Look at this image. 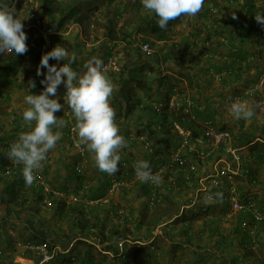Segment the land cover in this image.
Listing matches in <instances>:
<instances>
[{"label":"trees","instance_id":"obj_1","mask_svg":"<svg viewBox=\"0 0 264 264\" xmlns=\"http://www.w3.org/2000/svg\"><path fill=\"white\" fill-rule=\"evenodd\" d=\"M95 1L96 4L94 3L93 9H97L101 3V0ZM238 1L239 0H227L229 6H237L240 8L241 3L236 5ZM107 2L109 5L111 4L110 0H107ZM138 7L143 8L142 3L138 4L137 9H139ZM211 9H213L212 5L210 8H204L203 6L202 11L198 13V15L201 22L204 23L205 29L203 30L202 28V32L199 33L193 31L188 32L189 34H186L187 36L183 38L184 43L182 49L183 52L188 53L187 56L194 57L197 71L201 73L205 72L209 75V79L205 82L206 86L202 88V91H213L210 92L206 98L208 99L209 97L211 99H208L211 101L210 103H204L205 106L200 107L196 105V102L190 97L185 98V105L188 106L189 111H192L189 112L190 115L188 114L189 117H187L186 115L174 116L172 113L167 112V94L163 96L161 92H159L160 94L158 95L163 96L164 100L159 101V97L153 102L148 101L149 95L145 96V100H142L139 95L131 93L130 91H126L124 94H117L116 91V95L113 96V99H116L120 106L115 117L117 125H119L118 122H122V118L125 115L131 114L132 111H134L133 108H135L139 115L146 117V122H152L156 128L164 133V137L168 142L170 134L169 132L166 133V128L171 127V135L174 136L176 142L172 141L168 143V145L178 148L183 140L186 139L187 145L182 149V152H179V158L182 164L171 162V154L169 155V152L164 150L165 148H162L161 156L158 161H156L154 155L148 152L145 159L149 161L153 173L155 172V174H159L162 177V183L159 186L151 182L142 183L137 178H134L131 186L129 185L125 188V186L121 184L125 182L124 176L127 178L126 180L130 181L135 174L132 175L130 169H125L124 162H119V171L114 175H108L99 170L100 174H103V177L99 178V181L106 184L107 189L97 193L94 187H89L87 191L81 195L74 193V199L68 202L66 201V195V197H61V192L64 191L63 193H65L68 191L66 190L68 188L61 187L58 188V190H53L50 182H48L50 179L48 180L46 177H44V180L41 178V182H38L36 179L31 186H26L22 175L23 165L14 164L7 156L10 145L18 139L19 133L30 130L23 120V112L19 107L22 104L21 99L18 98L16 106H12L10 97L16 93L10 95L9 90L12 88H20L19 85L23 82L25 92L23 99L26 95H38L42 92V88L39 85L40 82L35 80L37 82L35 83L33 81L34 78L31 80L28 77L29 69L26 65L24 68L22 66L26 61H31V55H36L41 49H46L49 37L41 36L36 38L35 36H31V34L33 32L37 34V31L34 29L24 30L27 36L26 44L28 46V51L22 55L6 53L5 57L2 58V66L0 67V101L3 102L0 103V210L4 213L12 210L10 214L12 215L13 213L15 215H12L13 218L15 217V221L19 223L29 221L30 225H32L35 230L43 229L44 231V236H42L44 238L41 239L34 236L30 240L22 241L23 244L44 243L46 249L50 251L53 245L48 242L52 240H55L58 246L63 247L69 244L73 246L81 243V240H75L79 237H89L97 239L100 244L107 243L109 248L114 249L115 252L118 251L116 245L117 240L123 241L121 244L123 249L126 248V243H128L129 240L133 241V237L138 240H143L144 243L151 241V243L154 244L157 240L153 235L154 228L170 220L171 217L178 213L181 207L190 206L189 209H191V211L187 209V213L190 215L185 216L186 213L183 211L180 216L181 222H184L181 229L173 230L174 228L170 227V224L164 225V229H167V232L165 231L161 234L164 238L168 236L170 240L169 235L176 231H181L186 237V240H193L194 236L198 240L202 236H205L206 240H212L214 243H218L219 248L225 249V247L228 246L230 249H233L237 247L240 251H243L244 254L242 257H240L239 254L234 256V261H239L242 264L246 261L248 264H264V255L256 254V249L253 250L252 248V246L256 245L259 250H264V242L261 240L264 223L255 224L250 214L244 213L241 215H232L226 225L227 227H225L222 225L220 219H216L213 216H215V209L220 206L221 212H227L229 204L227 199H223L222 201L217 200L209 205L202 206L201 202L204 203V198H200L197 203L194 202L191 206L193 192L196 189H200L204 183L201 182L202 175L197 174V166L201 164L199 160L202 158L196 152L198 150H195V147H193L190 152H187V149L190 144H194L201 135L203 136L205 134L206 129H211L215 133L226 132L230 137L232 148L239 149L241 147H246L247 151L245 156L247 162L244 165L249 170L247 176L250 181L248 182L246 180L245 182L249 185L253 184V182L256 185L260 184V180L256 174V167L258 169L259 166H264V131L261 134V138L255 136L252 132V129L256 126L254 120L260 115L259 108H255V115L248 122L233 117L232 122L236 125L230 129L225 128L224 123L217 127V122L222 121V115L220 114L224 113L225 110L222 109L220 104H215L214 102L215 94L221 96L223 100L225 99L224 95L229 94L226 101L229 99L232 100L234 96H238L239 100L242 101L245 99L252 106L259 105L261 107L264 102V92L261 90L264 86V80L261 85H259L258 82L263 75L264 69V57L262 56L264 54V25L258 23L255 19V15L261 14L262 12L258 11V9L251 4L249 6H242L243 11L239 10L238 12L241 14L243 13L245 16H240L241 22H238L237 27H233V21L227 23L224 21V27L220 28V30L224 29L219 33L216 28L219 26L221 27L223 20H219L220 12L217 11V8L214 13ZM115 10L118 12L119 9L115 8ZM77 11L78 8L72 6L65 12L62 8L60 10L56 8L51 0H43L40 13L42 16L47 17L50 23L53 24L55 18L54 14L57 13L59 20L56 23V29L57 31H64V23L74 19ZM223 15L224 14H222V16ZM179 19L170 21L166 29H161L157 21H150L148 16H145L143 21L149 27V33L152 34L154 41L166 42L171 39V37L182 36V33L179 35V33H172L170 30L174 25L179 23ZM85 20H87L86 17H80L76 21L77 23H83ZM211 24L214 25L215 29L209 26ZM126 26L131 30L129 27L131 25L129 23H125V27ZM106 30V37L109 42H125L129 49L132 45H135L133 51L137 52V54H139L140 44L146 42L149 43V45L151 44L146 36L141 37L138 41L134 40L133 37L136 33L131 31L128 33L126 28L121 36H118L111 19L108 20ZM139 31H141V28L136 30V32ZM173 46L176 47V45ZM103 52V59L106 61L111 57V48L106 46ZM77 54L78 53H76V55ZM28 56L29 59L27 58ZM79 59H81L80 56L70 65L78 74H80L79 71L81 70V68H79ZM141 68L139 62L122 66V70L119 73L121 74L120 81L125 78H129L136 82L138 81L139 88L142 89L146 95L150 91L149 87H151V80L148 78L146 71L142 72ZM40 70L43 74L44 70ZM20 71L26 72V76H24L23 80L17 81L16 75ZM251 71H253V73H250ZM213 72L215 73L213 74ZM106 74L108 75V73ZM212 76L218 77L216 80L217 86L211 83L212 78L210 77ZM30 82L35 83L34 88L30 87ZM5 88L7 92L3 90ZM240 88V91L237 90ZM156 105H158V107ZM159 108L163 110L161 111ZM56 114L58 113H54V115ZM61 119L63 118L61 117ZM197 119L209 124V126L204 127L202 134L199 131V126L193 124ZM146 122V129L148 133L152 135L154 129L152 130ZM21 125L22 128H20ZM177 126L180 128L179 132L177 130L178 128H176ZM119 134L130 143L131 139L128 132L120 129ZM64 137L70 139L67 132L64 133ZM205 138L208 139L207 136ZM160 140L161 139L156 140V143ZM163 142H165L164 139ZM206 142L205 140V143ZM142 145L143 144H141V147L144 148L145 151H148L149 146L146 147ZM207 145L208 147L205 153H207L206 157L208 162H211L213 157L218 154L230 160V155L223 150L222 146L215 149L211 145ZM177 148H174L173 151H176ZM197 148L199 149L198 145ZM203 156L202 154V157ZM47 163L48 159L43 162L42 168H45ZM129 167H132V165L130 164ZM77 171L78 169L71 168L70 180H80V176L78 175L79 171ZM209 172H211V170H209ZM209 172L207 171L204 174L207 175ZM36 175L40 174L37 172ZM236 177L237 176H235V178ZM114 179L117 181V184L112 183V181H115ZM45 187L48 189L50 188L48 192H45ZM110 187L112 188L111 191H114L117 187L124 197L127 194H132L131 200H128L120 209L115 208L112 202H108L107 204L102 203L101 198L107 194ZM217 187L218 186L215 185L213 186V188L216 189ZM144 197L145 199H143ZM135 198H137V202L133 204ZM109 199L111 198H107L108 201ZM139 199L146 200L143 204L145 209L144 214L149 209L154 211L151 216L147 217V221H143L140 216L142 209L137 205ZM197 199L198 198H196V200ZM164 204L171 205V210L166 212L162 207ZM177 205H179L178 208ZM40 212H52V219L56 218L60 223L57 224L53 222L51 224L48 220H43L44 225L42 222V226H40L39 219H41V217L38 216ZM134 212L138 213V215L134 216ZM187 217H190V219H187L188 221L186 220ZM245 219H248L250 222L249 229L243 222ZM195 220H206L208 223V231L204 227L201 229L198 227L197 230L192 228V224H194ZM110 222L111 224L109 225ZM58 228L61 229L63 238L58 237L56 232H54ZM141 230H144V232ZM2 231L4 237L7 240H11L8 230H4V228L1 227L0 232L2 233ZM146 245V247L143 245L144 247L141 246L139 249L145 253V258H147V260H151L149 258H152L154 250L152 246ZM26 251L27 257H33L31 256L32 251L30 249ZM114 254L118 255V253ZM117 257H119V260L124 264H131L130 260L133 262V258H129L125 253H121ZM0 260H4L2 255L0 256ZM135 260L141 263L139 258H135ZM85 261L88 264H95L91 259H86ZM12 264H17V260H12Z\"/></svg>","mask_w":264,"mask_h":264},{"label":"rangeland","instance_id":"obj_2","mask_svg":"<svg viewBox=\"0 0 264 264\" xmlns=\"http://www.w3.org/2000/svg\"><path fill=\"white\" fill-rule=\"evenodd\" d=\"M32 1L41 12L43 0ZM51 1L53 2V5L56 6V8H59V10L62 8L63 10H65V12H67L68 8H71L73 6L77 7L78 11L74 16V19L64 23V31H57L56 29L57 33L55 35L46 36L49 37L47 40L48 46H46L47 50L41 49L36 55H31V61H26L22 66L24 68L26 65L29 69L28 77L31 80H33L34 78L33 81L35 83H37V80L40 82L39 85L41 86L42 91L44 90V85L41 83V81L45 79L47 69L41 68L44 70V73L42 75H37V69L40 66L41 58L44 54L51 51L56 45L60 44L61 47L66 49V51L69 53V56L65 58V61L50 59L49 64L56 65L57 68L61 67L64 63H68V60L71 58V56L76 55V53L78 54L75 57L79 58L80 56L81 58L79 59V68H81L79 73L81 75L85 71L84 65L91 58L97 57L103 61L104 70L106 73H108L109 78L115 85V90L112 94V97L110 98V104L115 109L116 114L120 108L116 99H113V96L116 95V91L117 94H124L126 91H130L131 93L139 95L142 100H145V96L149 95V102H153L159 97L160 98L158 100L162 101L164 100V94H167L166 97L168 100L166 101V110L167 112L172 113L174 116L186 115L187 117H189V112L191 110L189 111L188 106L185 105V98L190 97L196 102L195 104L200 107H204V103L211 102V99L209 97L208 99L210 100L206 98L207 95L213 91H202V88L206 86L205 82H207V79H209V75H207L205 72L201 73L197 71L194 57H189L187 56L188 53L182 51L184 43L183 38L187 36L186 34H189L188 32L193 31L199 33L202 32V28L203 30L205 29L204 23L201 22L198 14L194 17L181 16L179 19V23H177L170 29L172 33H179V35H181L182 33V36H177L174 38L171 37V39L167 40L166 42H156L153 40L152 34L149 33V27L143 21V19L145 16H148L150 21H157L158 17L155 13L149 12L144 7H138L139 9H137L138 4L142 3L141 0H110V5L108 4L107 0H101V3L97 7V9H93V5L96 4L95 0ZM208 5H212V8H217V11L219 12L223 11L222 5L220 4V2H218V0H205L204 8H210V6ZM115 8L119 9L118 12L115 10ZM54 15V24H52L56 28V23L59 20V16H57V13ZM80 17H86L87 20H85L83 23H77L76 20ZM19 18L22 19L20 14ZM110 19L113 21L115 32H117L118 36H121L125 28L127 29L128 33H130V31L136 33L133 37L134 40L138 41V39H141V37L146 36V38L151 42L150 55H145L141 50H139V54H137V52L133 51L135 45H132V47H130L129 49L125 42H109L106 37V28L108 26V20ZM125 23H129L131 25L129 26L131 30L127 26L125 27ZM139 28H141V31L136 32V30H138ZM31 36L39 38L45 35H43L42 32L37 31V34L33 32ZM173 45H176V47ZM106 46L111 48L112 54L108 60L104 61L103 49ZM262 56L264 57V54ZM27 58L29 59V56ZM134 62H139V65L142 67V72L146 71L148 78H150L151 80V87H149L150 91L146 95L145 92L139 88V85L137 83L138 81L136 82L129 78H125L120 81L121 74L119 73L122 70V66L126 64L131 65ZM214 73L215 72H213V74ZM250 73H253V71H251ZM24 76H26V72L20 71L16 75L17 81L23 80ZM210 78H212L211 83L217 86L216 80L218 77L212 76ZM263 80L264 69L263 75L258 82ZM20 84V88H12L13 90L10 89L9 94L12 95L16 93L12 96V106H16L19 98L21 99L22 103L19 107L21 108L23 106V110H25L28 105L23 99L25 93L24 83L21 82ZM6 88L3 90L7 92ZM237 90L240 91L241 88ZM261 90L264 92V86ZM159 92H161V94L163 93V96L158 95L160 94ZM65 94L66 88L64 84H61L57 89L56 96L50 97L58 98L59 103H61V105L63 106L62 109L57 112L58 114H56V116L58 115V119H61L62 117L66 122V126L62 129H53L54 131H61L62 137L57 142L55 148L50 150L47 154L48 163L46 164L45 168H42V170L38 171V174L42 176L43 180L44 177H46L48 180L50 179L48 182H50L53 190H58V188L61 187L68 188L66 189L68 191H66L65 193H63L64 191L61 192V197L67 196L66 201L68 202L74 199V193H76L77 195H81L86 192L87 188L89 187H94L95 191L99 193L102 190L107 189V185L99 181V178L103 177V174H100L98 167L95 165L93 159L94 154L88 152L86 148H83L82 150V148H78L76 146L78 141V134L74 130L76 121L70 106L63 99ZM228 95L229 94L224 95V100L218 94L214 95L215 104H220L222 109L225 110L224 113L220 114L222 115V121L217 122L216 125L217 127H219L224 123L225 128L231 129L236 124H233L232 122L233 116L230 115L229 108L235 100L239 99V97L234 96L232 100L229 99L230 101H226ZM242 101L246 100L243 99ZM0 103L3 102L0 101ZM156 106L158 107V105ZM258 108L260 110V115L257 116V118L254 120L256 126L254 127V129H252V132L255 136L261 138V134L264 131V102L262 103L261 107ZM159 109L161 111L163 110L161 108ZM133 110L135 112L132 111L131 114L125 115L122 118V122H118L119 129H123L130 135V143H128L127 147L121 149L119 154L121 155L120 162H124L125 169H130L132 175L135 174V169L133 167L135 162L142 159L146 160L145 158L148 152L149 154L151 153L152 155H154L156 161H158L161 156L162 148H165L164 150L168 151L169 155L171 154V157L176 152H182L183 147L181 145L184 146V143H181L178 148L168 145V143L172 141L176 142L174 136L171 135V127L166 128V133L169 132L170 134V139L168 142L161 130L156 128V126H154L152 122H146V117L139 115L137 109L133 108ZM145 122L150 126L152 130L154 129L152 135L148 133ZM193 124L199 126V131L201 134L204 130V127L209 126L208 123L202 122L200 119L195 120ZM176 128L179 127L177 126ZM137 131L139 134L137 133ZM66 132L68 133L70 139H66L64 137V133ZM203 136L201 135L199 138V140L202 139L204 141L203 144H198V142L195 141L196 143L194 145L195 149L205 156V158L203 156V158L199 160V163L201 162V164L197 163V174L204 176L205 172L216 169L218 174L224 175L226 179L225 173L228 172V170H231V165L225 164L220 161L219 156L224 157L220 154L214 156L211 162H208L205 152L208 147L207 144L211 145V141ZM159 139L161 140L156 143V140ZM163 139L165 140V142H163ZM205 140L207 141V144L205 143ZM230 142L231 141L229 139L228 146L232 147ZM141 144L149 146L148 151H145V149L141 147ZM197 145L199 149L197 148ZM211 146H214L213 142ZM174 148H177L176 151H173ZM240 151L246 153L245 151L247 150L246 148H241ZM224 159L226 160V158ZM130 164L132 165V167H129ZM72 167L76 170L78 169L79 172H77L80 176L79 181H73L69 179ZM256 170L257 177L260 180V184L258 185L257 190L259 194L253 195L251 194L253 193V191H248V193H245L244 195H247L250 192V198L254 201V205L259 210H261V208L264 209V166H259L258 169L256 167ZM134 178H136V175H134V177H132V179H130L129 181L126 180L127 178L124 176L125 182L121 184H123L125 188H127L129 185L131 186ZM239 178L240 177H236L234 182L238 194L246 190L244 189L242 184H239ZM37 180H39V178ZM213 180L214 179H212V182H204V186H201L200 190L196 189L193 192L192 200L194 201L196 200V198H198L196 201H194L195 203H197L200 198H204L209 192H217L216 188H213V186L215 185V181L219 179L216 178L215 181ZM116 182V180L112 181V183L114 184H117ZM49 189L46 187L45 192H48ZM111 190L112 188L110 187V190L107 191V194L103 198H101L102 203L107 204L108 202H112V204L115 205V208L120 209L126 204L128 200H131L132 198V194H127L125 197L122 196L120 190L117 187L114 191ZM107 198L111 199H109L108 201ZM143 199H145V197ZM135 202H137V198H135L133 204H135ZM145 202L146 200L139 199L137 203L138 207L142 209L140 216L143 221H147V217L151 216V214L154 213V211L149 209L144 214L145 209L143 204ZM201 205L204 206L205 204L201 202ZM162 207L164 208V210H166V212L171 210V205L169 204H164L162 205ZM178 207L179 205H177V208ZM189 210L191 211V209ZM52 214V212H40L38 215L42 219H39L40 226H42L43 220H48L51 224L53 222L59 224L60 222L56 218L52 219ZM218 214H220V211ZM223 214H225V212L221 215ZM0 215L3 217L2 214ZM12 215L14 214L12 213ZM137 215L138 213L134 212V216ZM228 216H230V212H227V217ZM195 221L194 226L196 227L195 230H197L199 226L196 225ZM243 222L249 229V220L245 219L243 220ZM110 224L111 222L109 223V225ZM1 227L4 228V230H8V233L11 236V240H7L4 237L3 231L2 233L0 232V254L4 259L0 260V264H12V260L15 259L17 260V264H88L85 261L86 259H91V261L95 264H124L119 260V257H117L121 253H125L129 258H133V262L130 260L131 264H242L239 261H234V256H237V254H239V256L242 257V255L244 254L243 251H240L237 247L233 249H230L228 246H226L225 249H222L221 247L219 248L218 243H214V241L212 240H206L205 236H202L198 240L195 236L193 237V240H186V237L182 234L181 231H176L170 234L169 240L168 236L164 238L161 235L165 231L167 232V229H164L165 226L160 227V225L156 226L153 230V235L157 239L156 242L153 244L151 243V241H147L146 243L149 246H152L154 250L152 258H149L151 260H147V258H145V253L139 249L141 246L144 245L146 247L147 245L144 244L143 240H138L134 237L133 241L129 240V242L126 243L127 245L125 249H123V246H121L123 241L117 240V252H115L114 249H110L107 243L100 244L97 239L89 237H79L75 240H81V243L75 244L73 246L72 244H69L63 247L58 246L55 240H52L48 242L53 245V247L49 251L46 249L44 243H28L27 245L22 243V241L30 240L34 236H37L41 239L44 238L42 237L44 236L43 229L35 230L33 226L30 225L29 221H26L25 223L16 222V224L13 223L12 226L11 223L9 225H3L0 222V228ZM141 231L144 232V230ZM54 232H56V235H58V237L63 238L61 229L58 228ZM261 240L262 242H264V229H262ZM211 241L212 243L210 244ZM252 248L253 250L256 249V254L264 255V250H259L256 245L252 246ZM27 249H30L32 251L31 256L33 257L26 256ZM44 250L47 252V254L52 255L49 259H42ZM114 253H118V255H115ZM135 258H139L141 263L137 262ZM244 264H248V262L246 261L244 262Z\"/></svg>","mask_w":264,"mask_h":264},{"label":"clouds","instance_id":"obj_3","mask_svg":"<svg viewBox=\"0 0 264 264\" xmlns=\"http://www.w3.org/2000/svg\"><path fill=\"white\" fill-rule=\"evenodd\" d=\"M141 2L146 10L156 14L158 26L166 29L170 21L179 19L181 16H196L202 11L205 0H141ZM233 18L235 19V16ZM255 19L264 25V13L255 15ZM23 28V19L16 15L14 0L13 2L0 0V53L22 55L28 51L27 36ZM68 56L69 53L60 44L44 54L37 69V75L42 74L41 68L47 69L45 79L41 81L44 90L38 95L29 94L24 98L28 107L22 115L30 130L19 133L18 139L10 145L7 156L14 164L23 165L22 175L26 186H31L38 179L36 173L42 170L47 154L55 148L62 137L61 131L53 129H62L66 126L63 119H58L54 115L63 106L58 98H50L56 96L61 84H64L66 88L63 99L70 106L76 121L74 129L78 134L76 146L82 150L86 148L88 152L94 154L95 165L101 172L108 175L116 174L121 160L120 150L128 146V142L119 134L120 129L115 120L116 112L110 104L115 85L106 74L103 61L97 57L91 58L84 65L86 71L82 75L70 66L76 60L75 55H72L68 63H64L59 68L49 64L50 59L65 61ZM30 87L34 88L35 83L30 82ZM258 107L260 106H252L247 101L237 99L231 104L229 113L235 119L250 121L255 115V108ZM196 152L203 158L201 152ZM220 158L226 157L219 156ZM134 169L137 179L142 183L151 182L157 186L162 183V177L153 173L149 161L138 160L134 164ZM209 174H213V170L207 175ZM236 176L240 177L239 184L242 183L246 189L240 193V196L248 191L257 192L258 185L254 182L251 185L245 182L250 181L247 174L245 177ZM218 179L222 182L223 188L218 186L217 192H209L204 197L205 205L215 200L222 201L223 195L229 191L225 176L222 175ZM233 179L235 182V176ZM235 190L237 192L236 187ZM192 201L191 206L195 200L193 203ZM185 207L189 209L190 206ZM227 212L229 213L228 207Z\"/></svg>","mask_w":264,"mask_h":264},{"label":"built area","instance_id":"obj_4","mask_svg":"<svg viewBox=\"0 0 264 264\" xmlns=\"http://www.w3.org/2000/svg\"><path fill=\"white\" fill-rule=\"evenodd\" d=\"M9 2H13V0H9ZM14 5L16 9V15L19 17V14L21 15L23 19V25L24 28L23 30H28V29H34L35 31L42 32L43 35L45 36H52L57 33L55 26L50 23L47 17L42 16L39 9L37 6L33 3L32 0H14ZM212 12H215V8L211 9ZM140 50L142 53L145 55H150L151 50H150V45L149 43H142L139 45ZM6 53H0V67L2 66V58H4ZM263 81L259 82V85H261ZM73 130V129H72ZM179 130V128H178ZM180 131V130H179ZM208 137L210 141L213 142V147L216 149L219 146L223 147V150H225L229 155H230V160H225L224 158H220L219 160L222 161L225 164L232 165L234 167L231 168V170H228V172L225 173L226 175V185L229 187V191L223 195V199H227L229 204H228V210L230 212V215H241V214H247L249 213L251 218L254 220L255 224L256 223H264V209L261 208L259 210L255 205L254 201L250 198L251 194L258 195V192H254L247 195L240 196L235 190V183L233 177L236 175H241V176H246L248 173L247 167L244 165L247 160H246V153H242L239 149L232 148L229 145V135L226 132H220V133H215L211 129H206L204 137ZM198 144H203V140H196ZM195 142V143H196ZM211 142V145H212ZM184 146L181 145L183 148L187 145V140L184 139L183 142ZM194 144H190L188 147V151H192ZM171 162H176L179 164H182V161L179 158V152H176L170 157ZM230 162V163H228ZM214 169V168H213ZM222 176L221 174H218L217 170H213V174H209L203 178H201V182H212L215 181L216 178H220ZM39 180L38 182H41V177L38 176ZM137 178V177H136ZM187 178V176H186ZM200 182V183H201ZM221 181L217 180L215 181V186H220ZM204 186V184L202 185ZM221 187V186H220ZM201 189V188H200ZM199 189V190H200ZM46 190V187L44 188ZM52 255L47 254V252L44 250L43 251V258L42 259H49Z\"/></svg>","mask_w":264,"mask_h":264},{"label":"crops","instance_id":"obj_5","mask_svg":"<svg viewBox=\"0 0 264 264\" xmlns=\"http://www.w3.org/2000/svg\"><path fill=\"white\" fill-rule=\"evenodd\" d=\"M218 2H220V4L222 5V8H223V11L222 12H220V14H219V16H220V19L219 20H223V22H222V25H221V27L219 26L218 28H216V30H218L219 31V33H220V31L222 32V30L224 29H221L220 30V28H222V27H224V21L227 23V22H234V26L233 27H237V24H238V22H241V17H244L245 15L242 13H239L238 11L239 10H242V6H249L250 4L251 5H253V6H255L257 9H258V11H261L262 13H264V0H239L237 3H236V5H238V3H241V6H240V8H238L237 6H235V7H231V6H229V3L227 2V0H218ZM233 9V10H232ZM227 11V12H226ZM243 11V10H242ZM222 14H224L223 16H222ZM233 16H235V19L233 18ZM241 16V17H240ZM220 22V21H219ZM211 28H213V29H215L214 28V25L213 24H211V25H209ZM232 29V28H231ZM218 33V32H217ZM11 102H12V96H11ZM11 105H12V103H11ZM21 109H22V112L24 111L23 109V106L21 107ZM22 128V127H21ZM40 176V175H39ZM41 177V176H40ZM42 178V177H41ZM187 209H188V207H181L180 209H179V211H178V213L176 214V215H174L173 217H171V219L170 220H168V221H166V222H164V223H161L160 224V227H162V226H164V225H169L170 224V227H173L174 229L173 230H178V229H181V226H183L182 224L184 223V222H181V220H180V216L182 215V213H183V211L186 213L185 214V216H188V215H190V214H188L187 213ZM9 210V209H8ZM189 210V209H188ZM12 212V210H9V212ZM219 211H220V214H218L219 213ZM9 212H7L6 211V213H4L2 210H0V214H2L3 215V217L0 215V222L3 224V225H9L10 223H11V226H12V224L14 223V224H16V222H14L15 220H14V218L12 217V215L9 213ZM222 213H224V212H221V206L220 207H217L216 209H215V212H214V214H215V216H213L214 218H218V219H220V221H221V223H222V225H224L225 227H227L226 225H227V223H228V221H229V218L227 217V214L225 213V214H223V215H221ZM217 214V215H216ZM141 219V218H140ZM187 219H190V217H187L186 218V220ZM14 220V221H13ZM17 220V219H16ZM188 221V220H187ZM10 222V223H9ZM195 223H196V225L197 226H199V229H201L202 227H204V228H206L207 229V231H208V223L206 222V220H202V221H200V220H196L195 221ZM187 226V225H186ZM169 227V226H168ZM175 227H176V229H175ZM223 227V226H222ZM192 228H196L195 226H194V224H192ZM179 237V236H178ZM177 239V238H176ZM147 243V242H146ZM146 243H144V244H146ZM141 244V243H140ZM30 262H32V261H30Z\"/></svg>","mask_w":264,"mask_h":264}]
</instances>
